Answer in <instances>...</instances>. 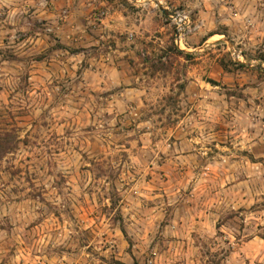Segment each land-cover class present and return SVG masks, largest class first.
<instances>
[{"label": "rangeland", "instance_id": "rangeland-1", "mask_svg": "<svg viewBox=\"0 0 264 264\" xmlns=\"http://www.w3.org/2000/svg\"><path fill=\"white\" fill-rule=\"evenodd\" d=\"M260 19L0 0V264H264Z\"/></svg>", "mask_w": 264, "mask_h": 264}, {"label": "built area", "instance_id": "built-area-1", "mask_svg": "<svg viewBox=\"0 0 264 264\" xmlns=\"http://www.w3.org/2000/svg\"><path fill=\"white\" fill-rule=\"evenodd\" d=\"M169 17L175 23L178 33H181L183 30H185V25H186V22H187V17L186 16H184L180 12H172V15L169 16Z\"/></svg>", "mask_w": 264, "mask_h": 264}, {"label": "crops", "instance_id": "crops-1", "mask_svg": "<svg viewBox=\"0 0 264 264\" xmlns=\"http://www.w3.org/2000/svg\"><path fill=\"white\" fill-rule=\"evenodd\" d=\"M258 19V18H256ZM253 22V21H251ZM257 23V26L259 28V32L257 34H259V36L262 38V36L264 35V19L263 20H259V21H254ZM253 36H256V33L253 34Z\"/></svg>", "mask_w": 264, "mask_h": 264}, {"label": "water", "instance_id": "water-1", "mask_svg": "<svg viewBox=\"0 0 264 264\" xmlns=\"http://www.w3.org/2000/svg\"><path fill=\"white\" fill-rule=\"evenodd\" d=\"M160 10L162 11V13H163L165 16H171V15H172V12L167 11V10L161 8V7H160Z\"/></svg>", "mask_w": 264, "mask_h": 264}]
</instances>
